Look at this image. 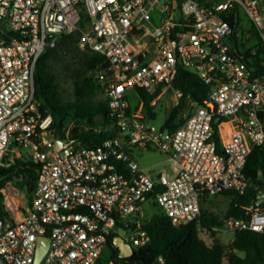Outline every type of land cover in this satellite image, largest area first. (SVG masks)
Returning a JSON list of instances; mask_svg holds the SVG:
<instances>
[{"label": "built area", "instance_id": "obj_1", "mask_svg": "<svg viewBox=\"0 0 264 264\" xmlns=\"http://www.w3.org/2000/svg\"><path fill=\"white\" fill-rule=\"evenodd\" d=\"M69 34L105 58L95 79L116 132L91 148L55 128L36 93L39 59ZM178 69L208 87L204 104L174 88ZM165 97L174 126L171 112L154 124ZM263 143V0H0V167L26 158L39 168L30 201L12 182L0 190L9 222L0 264H34L41 236L50 243L40 264H118L103 259L111 236L133 250L150 241L144 203L175 227L199 228L205 197L247 192L244 169ZM145 151L169 167L147 171ZM242 209L246 218L217 229L264 233V192Z\"/></svg>", "mask_w": 264, "mask_h": 264}, {"label": "trees", "instance_id": "obj_2", "mask_svg": "<svg viewBox=\"0 0 264 264\" xmlns=\"http://www.w3.org/2000/svg\"><path fill=\"white\" fill-rule=\"evenodd\" d=\"M104 62L102 55L88 47H79L77 34L62 35L57 45L47 49L41 56L35 73L41 110L53 116V126L60 132L72 122L75 123L76 126L71 130L72 136L88 148L100 145L116 132L108 102L103 98L102 87L95 79L96 70ZM67 84L72 88V100H66L63 95V87ZM173 86L185 95H190L198 105L205 103L209 92L198 76L183 69H178ZM143 99L148 107L152 97L143 93ZM177 112V109L171 111L166 126H174ZM216 139L220 143L218 136ZM244 174L249 184L244 195L233 192L222 194L231 198L222 221L207 218L203 211L204 204L213 197H205L202 202L201 225L208 229L212 245H207L199 237L196 224L175 227L162 214L144 223L142 228L150 235V241L146 246L135 249L129 258L119 257V250L113 243L116 235L111 236L108 240V247L112 251L110 260L118 264H160L159 258H163L164 264H264V233L236 230L232 240L224 242L216 230L231 218H246L242 206L250 205L259 192H264V143L250 153ZM38 176V166L21 158L7 168L0 167V190L6 183L12 182L26 190L30 201ZM1 217L8 215L0 192ZM238 251L243 252L244 256L241 257Z\"/></svg>", "mask_w": 264, "mask_h": 264}, {"label": "rangeland", "instance_id": "obj_3", "mask_svg": "<svg viewBox=\"0 0 264 264\" xmlns=\"http://www.w3.org/2000/svg\"><path fill=\"white\" fill-rule=\"evenodd\" d=\"M160 16L155 12L152 15V20L154 23H157L158 19ZM244 24L247 27H250V22L244 18ZM64 98L66 100H72V88L69 84L65 85L64 87ZM99 98H101L99 96ZM169 98L165 97L162 98L158 105H157V118L154 122L156 126H161L166 118H165V113L171 112V109L168 107L169 105ZM75 123H71L68 125V127L72 130L75 127ZM139 163L142 167H144L147 171L150 172H158L161 171L165 167H169V163L167 162V158L164 154L159 153L157 151H145L141 156L138 157ZM231 203V198L228 196H216L213 197L207 204H204L203 206V211L206 214L207 218H217L218 221H222L223 215L228 209L229 205ZM163 211L162 209L153 204V203H144L143 204V214L142 217L140 218L143 220V222H149L153 217L157 215H162ZM218 228V227H217ZM219 237L222 241L224 242H230L233 238V233L232 232H227V231H222L217 229ZM199 232V237L207 244V245H212L211 239L208 238L209 236V231L206 228H203L201 223L198 228ZM111 256V251L109 247L104 248L103 251V259L107 260ZM160 263V261H159Z\"/></svg>", "mask_w": 264, "mask_h": 264}, {"label": "water", "instance_id": "obj_4", "mask_svg": "<svg viewBox=\"0 0 264 264\" xmlns=\"http://www.w3.org/2000/svg\"><path fill=\"white\" fill-rule=\"evenodd\" d=\"M264 1V0H263ZM211 108L214 109V105H211ZM215 122H220L219 118L215 119ZM9 227V222L6 217L0 218V235L3 233L5 228ZM50 240L48 237L41 236L38 240L36 258L34 264H40L43 256L48 250ZM113 243L115 247L119 250V257L122 259L129 258L133 255L134 250L130 244L126 243L123 238L117 236L114 238Z\"/></svg>", "mask_w": 264, "mask_h": 264}, {"label": "crops", "instance_id": "obj_5", "mask_svg": "<svg viewBox=\"0 0 264 264\" xmlns=\"http://www.w3.org/2000/svg\"><path fill=\"white\" fill-rule=\"evenodd\" d=\"M237 253H238L241 257L244 256V253H243V252L238 251Z\"/></svg>", "mask_w": 264, "mask_h": 264}]
</instances>
